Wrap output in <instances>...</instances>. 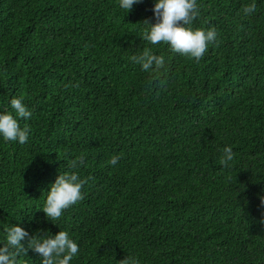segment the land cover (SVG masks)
<instances>
[{"label":"trees","instance_id":"16d2710c","mask_svg":"<svg viewBox=\"0 0 264 264\" xmlns=\"http://www.w3.org/2000/svg\"><path fill=\"white\" fill-rule=\"evenodd\" d=\"M154 2L0 0V110L33 111L27 143L0 137V239L67 229L73 264H264V0H198L193 27L218 33L199 60L143 40ZM145 48L165 69L131 61ZM81 156L84 199L53 223L47 191Z\"/></svg>","mask_w":264,"mask_h":264},{"label":"clouds","instance_id":"9594fccd","mask_svg":"<svg viewBox=\"0 0 264 264\" xmlns=\"http://www.w3.org/2000/svg\"><path fill=\"white\" fill-rule=\"evenodd\" d=\"M142 0H119V7L127 12ZM257 10L255 0L242 8L245 16H250ZM153 12L156 23L148 20L141 36L152 45L161 42L169 45L174 53L199 60L208 49L209 44L217 41V30L193 27V22L200 14L198 0H155ZM131 61L141 66L144 71L157 72L166 67V58L156 55L150 49L131 56ZM9 111L0 110V137L4 141L25 144L30 137V128L21 126V120H30L33 111L25 102L23 95L15 96L10 100ZM120 155H112L108 163L115 166L119 163ZM235 159L231 145L222 148L220 163L230 166ZM84 164V157H77L69 161L73 171L61 173L47 191L46 199L40 208L46 218L57 224L65 210L78 204L84 199L83 188L89 178H82L76 169ZM264 205V195L260 196ZM37 253L40 264H73L80 253L77 238L67 229L53 234L42 229L34 235L20 223H11L4 226V235L0 239V264H21L22 256H29V251ZM119 264H140L137 257L127 255Z\"/></svg>","mask_w":264,"mask_h":264}]
</instances>
